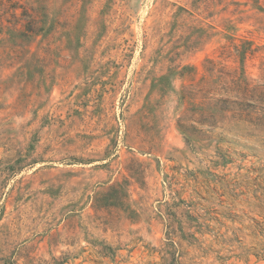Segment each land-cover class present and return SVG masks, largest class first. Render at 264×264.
Instances as JSON below:
<instances>
[{
    "label": "rangeland",
    "instance_id": "374dc122",
    "mask_svg": "<svg viewBox=\"0 0 264 264\" xmlns=\"http://www.w3.org/2000/svg\"><path fill=\"white\" fill-rule=\"evenodd\" d=\"M47 12L0 33V264H264V127L220 101L264 84V0Z\"/></svg>",
    "mask_w": 264,
    "mask_h": 264
},
{
    "label": "trees",
    "instance_id": "16d2710c",
    "mask_svg": "<svg viewBox=\"0 0 264 264\" xmlns=\"http://www.w3.org/2000/svg\"><path fill=\"white\" fill-rule=\"evenodd\" d=\"M47 16V0H0V33L5 30L7 34H18L28 39L45 36L51 31L43 26V20ZM5 22L13 26H7ZM19 23H23L22 28L16 27ZM234 49L240 56L245 55L244 48L240 51L236 47ZM253 52L254 50L250 54ZM228 77H231L230 91L235 96L232 101L228 99L220 101L223 104L230 103L246 117L254 114L255 122L264 127V84L253 85L254 81L246 78L243 73H235Z\"/></svg>",
    "mask_w": 264,
    "mask_h": 264
}]
</instances>
